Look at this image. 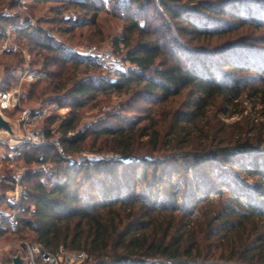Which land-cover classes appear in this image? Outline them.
Here are the masks:
<instances>
[{
  "label": "trees",
  "instance_id": "trees-1",
  "mask_svg": "<svg viewBox=\"0 0 264 264\" xmlns=\"http://www.w3.org/2000/svg\"><path fill=\"white\" fill-rule=\"evenodd\" d=\"M32 1L61 5L52 12L58 32L64 35L82 27H97L102 11L98 0ZM151 1L124 0L120 6L139 39L131 46V39L123 38L130 48L124 60L133 67L118 72L115 78L76 80L70 71L82 66L100 68L104 63L76 54L42 29L18 32L28 37L34 48L51 54L41 58L43 70L59 67L48 73L49 84L37 87L35 98L50 95L48 99L55 103L67 98L73 110L57 120L65 156L53 144L24 149L20 161L35 168L21 181L24 194L20 206H13L19 226L12 228L3 221L0 235L8 229L30 231L43 251L53 255L60 248L84 251L91 264H264V126L251 122L246 126L223 124L218 129L210 124L206 131L199 128L218 101L235 107L247 98L264 105V89L244 83L242 78L259 68L223 52H218V62L213 54L197 50L178 56L167 43L166 33L159 35L152 22L145 20L142 25L134 18L143 15L146 19L156 0ZM243 3L238 0L237 4ZM158 8L178 25L180 33L198 40L229 31L214 21L228 14L221 4L158 0ZM64 10L80 15L71 22L62 18ZM227 16L238 21L233 13ZM131 91L159 104L186 91L191 96L186 111L171 114L165 139L155 119L147 117L144 119L151 125L141 129L138 122L132 127H105L96 133V139L107 137V145L102 146L105 150L100 151L116 157L77 163L67 160V155L87 148L89 135L78 130L85 104L100 93L124 95ZM45 104H40L41 108ZM46 121L51 126L57 122L53 117ZM47 129L52 138V129ZM143 139L148 141L143 143ZM41 156L50 165L48 171L41 168Z\"/></svg>",
  "mask_w": 264,
  "mask_h": 264
},
{
  "label": "rangeland",
  "instance_id": "rangeland-1",
  "mask_svg": "<svg viewBox=\"0 0 264 264\" xmlns=\"http://www.w3.org/2000/svg\"><path fill=\"white\" fill-rule=\"evenodd\" d=\"M196 1L212 5L221 4L223 9L227 10L228 14L233 13L234 18L238 21L228 18V14L224 18L219 17L222 18V21L219 18H215V23L229 31L224 35L198 40L191 35L180 33L178 25L160 13L161 9L158 8V0L151 3L152 9L148 11L149 16L146 19L143 15H135L134 17L132 14V17L140 20L142 25H145V20H149L152 22L153 28L157 29L159 35L166 33L168 36L167 43L175 48L178 56L189 50L193 52L197 50L201 53L213 54V60L218 62L220 60L218 52H223L236 61L243 59L244 61L253 62L256 68L259 69H254L250 73L242 75L244 83L260 86L264 89V69L259 72L260 68L264 67V0H244L245 3L241 6H238V0ZM123 2L124 0H98V3L102 5L98 26L82 27L70 35H64L58 32L60 28L55 24L54 18L56 15L55 12H52L61 6L59 3L55 1L34 3L32 0H0V45L6 33L11 31L12 39L20 47L16 53H0V89L15 91L21 88L24 90L23 106L26 108H41L40 104L46 103L44 108L48 110V113L39 125L45 128L50 127L54 130L53 137L60 138L57 135L58 118H65L73 109L70 105V100L67 98L62 103H55L53 102L54 99H48L50 95L43 97L41 100L35 98L38 88L40 89L51 82L48 79V73H55V71L59 70V67L52 66L46 71L43 70L42 61L40 60L42 57L50 56L51 54L34 48L35 44L28 37L18 32L28 28L42 29L52 34L58 42H62L71 51L88 46L108 49L115 55L113 61L104 64L100 68L82 66L74 73L70 71V76L76 80L100 77L115 78L118 72H126L133 67L124 60L130 48L125 44L123 38L131 39V46L135 45L139 39L137 33L131 32L128 13L120 8ZM151 4L149 5L150 8ZM196 9L203 13L201 9L197 7ZM63 12L62 18L69 19L71 22L76 21L80 15L75 10H64ZM4 18L8 19L9 22L3 21ZM244 22L249 23L246 24ZM260 25L263 27L259 28ZM62 26V28H66L67 24ZM208 26L210 27L211 25L208 24ZM26 66H30V68L40 73L41 79L37 82H22L23 68ZM224 69L227 70V67ZM136 90L134 89V91ZM190 94V91H186L183 95L173 98L167 104L149 102L144 97L136 96L133 91L124 95H118L117 93L110 95L98 94L97 99L85 104L80 112L78 130L87 131L89 135L87 148L82 153L67 155V160L77 163L81 159L116 157L114 153L100 151L105 150V147L102 148V146L107 145L105 143L107 137L103 136L101 139H96V133L105 127H132L138 122L140 123L137 124V128L141 129L151 125L150 121L144 119L147 117L156 120L154 122L157 123V129L162 132V137L165 139L168 135L167 130L171 121V114L176 111H186ZM236 105L235 107H229L228 104L225 105L218 101L215 106L209 108V112L201 121L199 128L204 127L206 131L209 130L210 124H213L218 129L223 124L231 126L245 123L244 125L246 126L251 122L255 125L264 126V105L259 100L251 101V99L244 98ZM2 114L11 123L16 136L19 127V111L13 110ZM51 117H53L55 122L57 121L52 126L49 121H46ZM69 135H72V133ZM15 136L3 131L0 133V142H5ZM147 141V139H143L142 142L145 143ZM8 154L9 149L0 151V213L3 217L12 214L13 206H16L13 193L19 168L23 167V178L28 170L35 168L33 165H26L21 161L18 163V168L13 167L9 161ZM249 182H252V180L250 179ZM35 247L40 246L34 243L33 233L25 230L8 229L5 234L0 235V264H12L17 257L23 259L25 264H31L33 260L36 264H49L43 263L38 254L34 255L33 260L31 259L29 248ZM54 256L58 264H67L65 258H63L64 256L59 251ZM91 263L92 261L88 258L75 264Z\"/></svg>",
  "mask_w": 264,
  "mask_h": 264
},
{
  "label": "built area",
  "instance_id": "built-area-1",
  "mask_svg": "<svg viewBox=\"0 0 264 264\" xmlns=\"http://www.w3.org/2000/svg\"><path fill=\"white\" fill-rule=\"evenodd\" d=\"M20 47L12 39L11 31H8L1 42L0 53L18 52ZM74 52L80 56H93L96 57L101 63L107 64L115 59V55L104 48H98L96 46H88L74 49ZM41 79V74L37 71L26 66L23 68V79L22 82H37ZM25 91L19 88L18 90H6L0 89V112L5 113L13 110H18L20 116L18 118V133L15 137L9 138L5 142H0V151L9 149V161L13 167L18 168V163L21 160L23 151L28 146H44L53 144L56 150L65 156L64 146L60 141V138L48 136V129L44 126H40L41 121L46 117L48 110L46 108H26L23 106V97ZM54 134L55 131L52 130ZM68 158V157H66ZM41 168L44 171L50 169V165L44 162V156H41ZM23 179V167L19 168V173L15 179V189L13 196L15 197L16 208L20 206L23 198V190L21 188V181ZM3 221H7L12 228L19 226V221L16 212L3 217L0 213V224ZM31 259H34V255L38 254L42 259L43 263L58 264L53 254L43 251L40 247L29 248ZM59 252L64 256L67 264H75L83 262L89 258L88 254L84 251H73L67 252L63 248ZM58 253V252H57ZM59 255V254H58ZM31 264H36L34 260Z\"/></svg>",
  "mask_w": 264,
  "mask_h": 264
},
{
  "label": "water",
  "instance_id": "water-1",
  "mask_svg": "<svg viewBox=\"0 0 264 264\" xmlns=\"http://www.w3.org/2000/svg\"><path fill=\"white\" fill-rule=\"evenodd\" d=\"M3 131L9 132L12 136H15L11 123L7 119H5L3 114L0 112V133ZM12 264H25V262L20 257H17L13 260Z\"/></svg>",
  "mask_w": 264,
  "mask_h": 264
}]
</instances>
